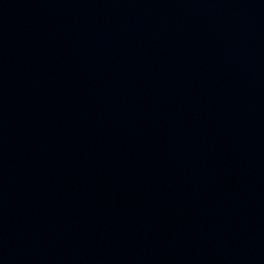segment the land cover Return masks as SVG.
Wrapping results in <instances>:
<instances>
[{"label": "water", "instance_id": "obj_1", "mask_svg": "<svg viewBox=\"0 0 264 264\" xmlns=\"http://www.w3.org/2000/svg\"><path fill=\"white\" fill-rule=\"evenodd\" d=\"M0 264H264V0H0Z\"/></svg>", "mask_w": 264, "mask_h": 264}]
</instances>
